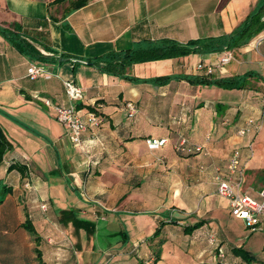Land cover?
<instances>
[{"label": "crops", "instance_id": "obj_1", "mask_svg": "<svg viewBox=\"0 0 264 264\" xmlns=\"http://www.w3.org/2000/svg\"><path fill=\"white\" fill-rule=\"evenodd\" d=\"M53 1L0 0V27L11 36L20 37L22 26L49 40V49L32 42L38 56L26 55L0 33V128L11 143L0 163V264H38L35 249L44 264H213L217 251L226 257L215 264H246L232 246L264 264V216L249 231L229 213L215 181L239 148V191L259 198L264 189V28L231 50L224 66L216 64L225 51L134 63L122 76L91 64L146 39L186 43L228 34L258 0H88L68 12L71 0ZM199 62L216 66L217 78L251 75L241 89L195 85L183 76L201 74ZM41 63L51 77L29 78L27 68ZM125 76L172 78L155 85ZM66 80L80 86L81 99L66 94ZM45 99L80 106L81 115L94 106L101 124L89 125L75 144ZM248 119L261 128L239 136ZM182 138L202 150L177 151ZM149 139L165 142L150 149ZM25 218L35 235L24 229ZM197 221L203 225L185 234Z\"/></svg>", "mask_w": 264, "mask_h": 264}, {"label": "trees", "instance_id": "obj_2", "mask_svg": "<svg viewBox=\"0 0 264 264\" xmlns=\"http://www.w3.org/2000/svg\"><path fill=\"white\" fill-rule=\"evenodd\" d=\"M65 0H54L53 3L61 2ZM88 0H71L69 8L66 10L72 11L78 9L87 3ZM264 13V0H258L253 10L249 13L247 18L239 24L232 32L228 34H222L219 36L202 37L193 40H189L186 43H179L170 39H159L156 41L146 39L145 44L141 48L129 49L124 52L109 54L106 56V60L101 64L103 60H92L91 64H95L100 67L101 71L107 74L122 76L126 70L134 63L161 60L167 58H173L177 55H186L188 53L207 54L212 52L231 51L250 41L256 34H258L264 28V20L262 16ZM39 25L44 26L45 20H39ZM14 28H20L16 24H12ZM21 26V25H19ZM18 29L21 33L20 37L11 36L9 30L5 27H0V33L4 34L8 40L15 43V46L26 55H36V51L33 50V43L37 42L43 46L44 49H49L48 34L42 30L23 28ZM38 56V54H37ZM40 58L49 59L47 55H40ZM57 59L54 58V61ZM214 73L206 74L202 72L198 75H184L189 83L195 85H215L222 88H243L246 77L250 76V73L243 74L242 76L233 77H214ZM126 79L137 82H149L155 85H163L167 83L171 76H160L154 78H138L134 76H125ZM77 106L76 108H79ZM89 111L94 112L98 117V110L94 106H87ZM100 119V118H99ZM101 121V119H100ZM101 124V123H100ZM11 143L7 140L4 133L0 128V163L2 162L5 152L10 148ZM183 153V152H182ZM190 152L188 154H191ZM177 220L170 219L168 223H176ZM164 225L162 220L159 221L158 226L154 232V237L159 235L161 227ZM203 225V221H197L191 225H186L183 228L185 234L192 233L193 230ZM23 227L30 234L35 235L33 224L29 218H25ZM37 240V236L35 237ZM37 253L38 264H44L41 260V254L38 249H35ZM230 251L233 256L239 257L241 261L246 264H253L257 262V258L246 250L242 246H232ZM157 253V252H156ZM158 259V255L154 260Z\"/></svg>", "mask_w": 264, "mask_h": 264}, {"label": "built area", "instance_id": "obj_3", "mask_svg": "<svg viewBox=\"0 0 264 264\" xmlns=\"http://www.w3.org/2000/svg\"><path fill=\"white\" fill-rule=\"evenodd\" d=\"M264 20V13L262 16ZM264 35L259 39H263ZM258 40L257 43L260 41ZM233 58V53L231 51H225V54L218 59L217 66H224L228 64ZM213 65H204L199 62L196 69L203 71L206 74L214 72ZM52 73L48 70L45 64L31 65L27 68V76L31 79L42 76L44 78H50ZM64 88L66 94L71 99H81L82 90L80 86L76 85L73 81H64ZM44 104L53 109L56 120L61 123L65 128L68 129L69 136L73 143L78 144L81 141L83 133L87 130L89 125L98 127L100 126L99 117L92 111H85L83 115L79 113V110L73 105H60L53 103L49 99L44 100ZM127 108L129 110V115L135 112V107L132 103H127ZM247 127H252L254 131H258L261 128L260 123H255L253 119H248L243 127L238 129L237 134L243 136ZM165 142V139L147 140L148 148H153L160 146ZM250 149V145L248 146ZM175 149L179 152H199L202 150V146L194 145L191 146L187 144L186 139L182 138ZM243 177V165L241 160V153L239 148H234L227 161L226 173L215 176L216 181V192L217 194L226 200L229 213L239 220H241L245 227L249 231H256L260 222V217L264 216V189L258 192L259 198H255L245 193L239 191V185ZM43 209L44 206L42 205Z\"/></svg>", "mask_w": 264, "mask_h": 264}, {"label": "rangeland", "instance_id": "obj_4", "mask_svg": "<svg viewBox=\"0 0 264 264\" xmlns=\"http://www.w3.org/2000/svg\"><path fill=\"white\" fill-rule=\"evenodd\" d=\"M262 98H264V92H263V94H262ZM214 251H215V250H214ZM254 253L258 255L259 252H256V251H255ZM217 254H218V255L216 256V260H215V262L217 261V258H223V259H224V258L226 257V254H225V253H223V256H222V257H219L220 255H219L218 251H217ZM215 262H214L213 264H215ZM235 264H236V263H235Z\"/></svg>", "mask_w": 264, "mask_h": 264}, {"label": "water", "instance_id": "obj_5", "mask_svg": "<svg viewBox=\"0 0 264 264\" xmlns=\"http://www.w3.org/2000/svg\"><path fill=\"white\" fill-rule=\"evenodd\" d=\"M61 60H64V58H62Z\"/></svg>", "mask_w": 264, "mask_h": 264}]
</instances>
